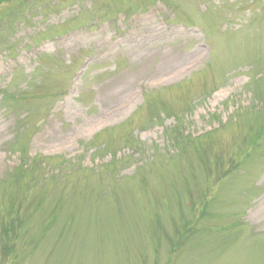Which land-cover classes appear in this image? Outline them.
Wrapping results in <instances>:
<instances>
[{"label":"rangeland","instance_id":"374dc122","mask_svg":"<svg viewBox=\"0 0 264 264\" xmlns=\"http://www.w3.org/2000/svg\"><path fill=\"white\" fill-rule=\"evenodd\" d=\"M0 264H264V0H0Z\"/></svg>","mask_w":264,"mask_h":264},{"label":"bare ground","instance_id":"6f19581e","mask_svg":"<svg viewBox=\"0 0 264 264\" xmlns=\"http://www.w3.org/2000/svg\"><path fill=\"white\" fill-rule=\"evenodd\" d=\"M132 98H133V96L129 97L128 100H127V102H130L132 100Z\"/></svg>","mask_w":264,"mask_h":264}]
</instances>
